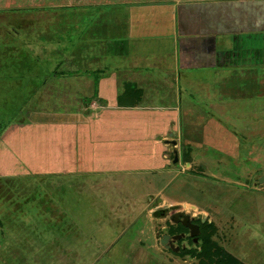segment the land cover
<instances>
[{
	"label": "rangeland",
	"instance_id": "1",
	"mask_svg": "<svg viewBox=\"0 0 264 264\" xmlns=\"http://www.w3.org/2000/svg\"><path fill=\"white\" fill-rule=\"evenodd\" d=\"M110 1L118 0H0V264H199L197 256L160 242L174 226L169 216L176 207L197 218L208 213L213 238L243 264L263 261L264 184L256 189L252 174L255 161L264 166V90L258 97L252 86L250 97L239 96L246 91L243 67L233 87L218 82L229 70L212 62L211 51L225 44L220 33L188 25L183 2L177 3L173 54H117L112 38L118 26H107ZM135 64L175 68L173 84L161 91L170 100L173 87L193 116L211 113L212 101L232 96L234 105L224 108L233 114L229 127L239 133L238 157L192 148L204 158L199 173L179 160L165 174L107 171V131L93 128L90 118L107 115L99 82L107 71ZM56 123L67 134L80 132L90 147L101 145L73 157L72 141L57 135ZM167 153L173 158L174 148ZM185 180L195 190L184 189ZM199 205L209 212H198ZM166 208L168 215L155 214Z\"/></svg>",
	"mask_w": 264,
	"mask_h": 264
},
{
	"label": "crops",
	"instance_id": "2",
	"mask_svg": "<svg viewBox=\"0 0 264 264\" xmlns=\"http://www.w3.org/2000/svg\"><path fill=\"white\" fill-rule=\"evenodd\" d=\"M198 1L200 2L195 6L191 5L189 0L110 1L111 3H107V26H118L117 36L112 38L117 47L114 51L121 54L122 51L130 50L128 53L136 56L173 54L179 39L180 23L177 3L183 2L187 8L183 9L182 15L187 24L191 26L196 24L212 33H220L221 42L225 44L224 47L216 49V54L215 51L213 53L211 51L212 57L214 56L212 62L216 61L217 67L229 70L225 76H219L218 82L222 79H224L222 83L232 81L230 87H233L234 80L237 78L235 73L243 67L245 70H241L242 81L240 82L245 84L243 86L247 92L239 96L250 97L252 93H249L247 89L252 86L255 88L253 95L262 96L260 94H263L264 90V0ZM164 57L166 60L167 56ZM257 65L261 66L262 70L260 68L255 70L254 67ZM146 66L143 69L138 67V64L128 65L121 70L107 71V78L100 79L99 86L106 93L104 96H107V115L104 120L98 116L90 118L93 121L91 124L93 128L101 127V130L107 131V137L102 138V145L107 148V171L115 168V170H152L147 172L153 175L165 174V172H174L175 168L172 167L179 160L184 161L190 168L195 165L196 172L199 173L204 158L193 152L192 148H212L232 159L238 157L239 133L234 127H229L228 120L232 119L233 114L230 113L231 110L224 108L225 105L232 108L234 105L232 96L228 101L226 99L212 101L214 103L211 104V113L206 111L204 114L198 113L193 116L189 114L191 112L187 113L181 108V97L177 98L173 87L171 89L175 97L173 96L170 100L169 97L167 98L169 94L161 91L165 85L173 84L172 77L176 76L175 68L169 65ZM186 129L189 130L190 136L184 133ZM55 130L57 135L61 134L59 137L62 139H71V148H74L73 157L84 152L93 153V148H99L101 145L97 142L90 147L91 142L86 143L81 139L80 132L79 136L73 132L67 134L63 123H56ZM89 136L91 134L86 138L89 139ZM173 148L174 153L177 151L178 154L177 161H174L175 156L170 159L167 153ZM175 148H183L189 157L181 153L179 155V151ZM190 152L195 154V160L191 158ZM255 162L252 175L257 189L259 185L264 184L259 182V178L264 173V171L261 172L264 166L257 165L258 162ZM126 163L129 167H126ZM190 182L184 181V189L195 190ZM195 194L200 199L206 197L202 190H198ZM199 207L201 210L198 212H209L206 208L200 205ZM178 210L181 209L178 208ZM194 215L196 216L197 213L194 212L191 216L195 217ZM207 215L203 214L195 218L201 221L205 218L202 222L206 220L211 222ZM248 215H250L249 210ZM214 240L219 243L216 239ZM220 245L223 246V244ZM240 262L242 263L241 260ZM248 263L264 264V260L256 259Z\"/></svg>",
	"mask_w": 264,
	"mask_h": 264
},
{
	"label": "trees",
	"instance_id": "3",
	"mask_svg": "<svg viewBox=\"0 0 264 264\" xmlns=\"http://www.w3.org/2000/svg\"><path fill=\"white\" fill-rule=\"evenodd\" d=\"M155 214L159 215L158 210L155 211ZM197 222L201 228L199 241L192 242L190 246L181 247V250L176 253L197 256L199 264H241L237 257L213 239L212 236L216 231L215 224L207 220L202 222L201 219H198ZM172 228L176 227L172 226L171 230Z\"/></svg>",
	"mask_w": 264,
	"mask_h": 264
},
{
	"label": "water",
	"instance_id": "4",
	"mask_svg": "<svg viewBox=\"0 0 264 264\" xmlns=\"http://www.w3.org/2000/svg\"><path fill=\"white\" fill-rule=\"evenodd\" d=\"M177 160H178V154H177V151H175L174 161H177ZM259 182L264 183V173L259 178ZM164 213H165V209H159L158 210V214L163 215ZM171 219L174 222L180 221L183 225L189 227L190 234L194 237L195 241L198 240V235L200 233V225L198 223L192 221V216L189 213L182 211V210H178V211H175L171 214ZM204 220H205V218H202V221H204ZM180 236H181L180 234L174 235V236H172V238L176 239V238H179ZM170 238H171V236L169 234H163V236L161 237V243L166 248L170 247L168 244V241ZM175 250H178V248L176 247Z\"/></svg>",
	"mask_w": 264,
	"mask_h": 264
},
{
	"label": "flooded vegetation",
	"instance_id": "5",
	"mask_svg": "<svg viewBox=\"0 0 264 264\" xmlns=\"http://www.w3.org/2000/svg\"><path fill=\"white\" fill-rule=\"evenodd\" d=\"M170 209L166 208L164 215H168V211ZM175 210H178V208L176 207ZM173 213V212H172ZM171 213V214H172ZM171 214H170V220L171 219ZM192 221L193 222H197L195 217H192ZM172 223L174 224V226L176 228H172L171 227L166 231V233L164 234H169L171 236V238L168 241L169 244V248H171L173 251H180L181 247H186V246H190L192 242L197 243L199 241V235H198V240L195 241L194 237L190 234V229L189 227L183 225L180 221L178 222H174L172 220ZM176 224V225H175ZM199 224V223H198ZM182 225V226H181ZM200 225V224H199ZM200 232H201V228H200ZM181 235L179 238L173 239L172 236L174 235ZM200 234V233H199ZM163 235V234H162ZM178 248V250H175V248Z\"/></svg>",
	"mask_w": 264,
	"mask_h": 264
}]
</instances>
